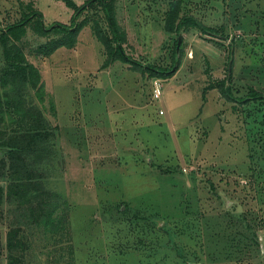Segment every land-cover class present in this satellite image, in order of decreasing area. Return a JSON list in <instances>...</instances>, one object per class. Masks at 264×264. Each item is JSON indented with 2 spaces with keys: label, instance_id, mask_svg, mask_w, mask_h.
Returning <instances> with one entry per match:
<instances>
[{
  "label": "rangeland",
  "instance_id": "1",
  "mask_svg": "<svg viewBox=\"0 0 264 264\" xmlns=\"http://www.w3.org/2000/svg\"><path fill=\"white\" fill-rule=\"evenodd\" d=\"M169 1L114 0L122 46L142 64H171L178 34L164 29ZM174 1L205 27H223L227 38L181 31L180 64L167 78L120 60L104 65L91 11L71 48L49 52L57 34L31 26L17 42L40 76L22 98L52 127L50 154L36 167L56 193L46 201L54 210L48 224L24 219L25 248L15 252L22 264H264V175L250 176L246 150L262 113L256 103L239 113L216 89L202 97L229 64L235 85L264 93V0ZM27 6L47 24H69L72 14L61 0H0V25L22 18ZM16 118L4 116L1 127L15 128ZM14 208L3 203L0 264H8Z\"/></svg>",
  "mask_w": 264,
  "mask_h": 264
},
{
  "label": "trees",
  "instance_id": "2",
  "mask_svg": "<svg viewBox=\"0 0 264 264\" xmlns=\"http://www.w3.org/2000/svg\"><path fill=\"white\" fill-rule=\"evenodd\" d=\"M61 1L72 9L69 24L58 21L47 24L41 11L27 6L22 18L5 26L0 25V46H2L4 57V65L0 68V123L4 116L7 118L10 114L17 115L16 120L12 121L16 125L15 128L9 127L7 130L0 125V149H5L4 155L0 156V179L7 180L6 186L0 181V218L3 217L5 200L7 204H14V212L18 210L14 220L15 226L7 228L5 232L8 264H22L21 256L16 255L15 252L25 248L24 241L19 237L25 223L24 219L31 216L37 221L43 220L48 224L54 210H47L49 204L46 201L47 198L51 199L56 195L43 187V182L39 179L42 173H39L36 167L50 154L49 144L54 136L52 127L38 109L26 108L23 105L25 102L22 98L24 89L29 86L36 88L40 80L37 69L25 61L22 51L17 46V42L20 41L27 27L31 26L41 36H47L50 33L57 34V38L54 37L55 39L47 43L46 49L50 50L49 52L61 46L71 48L75 45L78 31L89 21L86 14L91 11L98 16V19L94 21L96 37L107 50L108 60L104 65L120 60L141 67L150 76L167 78L180 64L174 56L177 54V39L174 42L169 67L150 63L145 65L128 55L122 46L124 34L120 33L114 17V0H85L82 4H77L74 0ZM181 9L180 1L168 2L164 26L167 32H175L179 35L190 29H199L203 34L212 36L213 39L227 38L222 37L223 27L220 29L205 27L193 15L182 14ZM100 20L106 24L104 29L99 25ZM44 48L45 46L40 50H45ZM234 51L233 44H231L229 54L233 55ZM227 71L223 78L213 80L203 88L202 97L205 100L207 91L216 89L224 100L231 102L232 109H238L239 113L242 111L243 115L250 103L258 104L259 107L255 110L256 112L261 111L263 119L259 121V129L248 133L246 150L250 176L252 178L261 177L264 175V165H259L258 161L264 163V93L252 85H235L232 72L228 77ZM0 251H2L1 232Z\"/></svg>",
  "mask_w": 264,
  "mask_h": 264
},
{
  "label": "built area",
  "instance_id": "3",
  "mask_svg": "<svg viewBox=\"0 0 264 264\" xmlns=\"http://www.w3.org/2000/svg\"><path fill=\"white\" fill-rule=\"evenodd\" d=\"M160 93H161L160 85L156 84V81H155L154 89H153V96L158 99L160 96Z\"/></svg>",
  "mask_w": 264,
  "mask_h": 264
},
{
  "label": "water",
  "instance_id": "4",
  "mask_svg": "<svg viewBox=\"0 0 264 264\" xmlns=\"http://www.w3.org/2000/svg\"><path fill=\"white\" fill-rule=\"evenodd\" d=\"M181 38H182V36H181V34H179V35H178L177 47H178L179 44H180ZM229 74H230V64H229V67H228V77H229Z\"/></svg>",
  "mask_w": 264,
  "mask_h": 264
}]
</instances>
